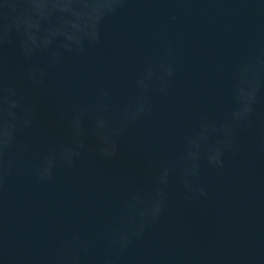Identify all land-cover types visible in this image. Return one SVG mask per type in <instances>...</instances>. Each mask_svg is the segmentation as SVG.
<instances>
[{
	"label": "water",
	"instance_id": "1",
	"mask_svg": "<svg viewBox=\"0 0 264 264\" xmlns=\"http://www.w3.org/2000/svg\"><path fill=\"white\" fill-rule=\"evenodd\" d=\"M0 264H264V0H0Z\"/></svg>",
	"mask_w": 264,
	"mask_h": 264
},
{
	"label": "clouds",
	"instance_id": "2",
	"mask_svg": "<svg viewBox=\"0 0 264 264\" xmlns=\"http://www.w3.org/2000/svg\"><path fill=\"white\" fill-rule=\"evenodd\" d=\"M77 128H78V126H77ZM166 175H167V173H165L164 176L159 177V179H160L161 181H163V180L165 179Z\"/></svg>",
	"mask_w": 264,
	"mask_h": 264
}]
</instances>
